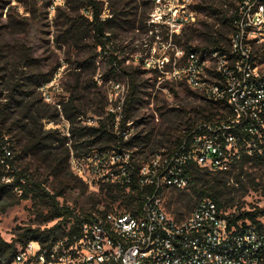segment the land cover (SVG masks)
<instances>
[{"label": "built area", "instance_id": "2783aa9c", "mask_svg": "<svg viewBox=\"0 0 264 264\" xmlns=\"http://www.w3.org/2000/svg\"><path fill=\"white\" fill-rule=\"evenodd\" d=\"M106 1V0H103ZM235 8L228 42L220 48L190 51L177 49L185 58L183 66L167 55L143 58L146 68L167 71L173 80H183L198 91L206 102L225 105V117L197 122L169 153H156L139 159L138 181L151 185L142 194L136 213L106 208L97 203L92 210L79 213L77 230L51 245L30 240L18 245L15 264H259L264 250V214L261 226L245 220L231 222L230 212L211 197L199 199L181 216L173 214L163 200L165 189H184L189 185L191 164L211 170H227L242 151L262 154L264 144V72L258 68L253 50L264 44V0H233ZM106 7V6H105ZM198 11L191 0H151L149 21L165 24L169 35L179 34L197 20ZM156 48V47H155ZM170 62V63H169ZM170 64V69L165 67ZM122 95L114 108L123 106L128 84L112 82ZM109 102L112 97L108 96ZM230 109L232 114L230 115ZM238 126L246 134L238 136L230 127ZM124 139L127 129L118 130ZM94 150L91 155H70L73 171L83 180V161L91 160L88 173L98 181H130L135 157L132 150ZM76 161V164H74ZM87 165V164H86ZM75 166V168H74ZM72 167V166H71ZM8 181L10 178H6ZM92 180V178L90 179ZM73 221L69 225H72Z\"/></svg>", "mask_w": 264, "mask_h": 264}, {"label": "rangeland", "instance_id": "374dc122", "mask_svg": "<svg viewBox=\"0 0 264 264\" xmlns=\"http://www.w3.org/2000/svg\"><path fill=\"white\" fill-rule=\"evenodd\" d=\"M191 1L198 11L197 20L184 27L177 36H170L165 24H152L149 21L151 4L141 7L135 0H124V4L117 10L119 16L115 19L116 24L107 29L110 40L102 50L93 45L89 25L85 20L81 36L69 39V42L63 39L60 28L65 17V0H0V108L9 101L12 94L19 101H11L9 104V119L4 129L11 119L25 115L27 106L44 108V102L54 105L65 101L69 90L76 86L81 91L79 103L84 113L76 117L75 126L97 124L98 116L93 110L102 109L105 115L109 107L116 106L118 97L123 93L121 88L113 90L112 82L118 80L129 83L122 72L111 68L110 56L113 55L121 67L136 71L135 82L139 97L133 110L134 118L127 123V130L130 134L152 131L153 136L156 133L144 146L145 154L135 153V156L149 158L153 154L167 151L166 147L172 149L176 135L186 125L185 120L191 118L194 121L195 110L202 105L203 100L198 91L189 88L183 80H173L167 71L144 67L143 58L151 57L152 52L157 49L153 57L167 55L171 62L176 61V64L183 66L185 58L175 54L177 49H186L187 45L210 48L219 32L221 43L226 45L232 31L230 20H225L223 16L231 9V0ZM81 13L89 16L82 9L73 14L78 16ZM108 13L107 8L102 16L106 17ZM11 15L24 16V24L13 22ZM256 63L264 72V44L256 45ZM165 69H170V64ZM50 72L51 79L35 88L36 78L41 79ZM33 86L35 91L31 90ZM14 89L21 92L16 93ZM94 90L100 91V98H93ZM108 96L112 97L111 102ZM43 125L46 129L56 128L61 135L68 136L70 123L61 114L55 122L44 120ZM166 127L172 137L168 140L158 138L157 131ZM84 139L85 137L77 136L73 139L72 144L76 146L71 148V154L91 155L90 145H85ZM161 142L165 144L164 147L159 145ZM51 145L53 151L60 150L56 147L57 142ZM94 148H97L96 145ZM131 150L135 152L142 149L134 147ZM240 159L221 173L224 177L215 187L222 207L230 213L253 210L257 206L264 207V161L250 159L240 165ZM80 162L83 163L82 175L87 177L86 181L74 173L72 161L69 168L75 177L86 184L85 188L77 180L63 182L49 175L30 154L17 160L16 169L25 168L39 180H44L47 176V188L51 192L62 188L63 195L57 199L77 212L92 210L97 203L109 208L116 207L119 211H128L121 201L129 188L125 187L117 199L105 195L104 191L100 193L97 178L101 175H96L94 171L88 173L86 166L91 168L92 165L88 157L83 161L80 159ZM111 184L117 186V183ZM163 200L173 214L181 216L187 214L199 199L188 185L180 190L165 189ZM50 214L46 203L37 198L20 199L0 212V236L11 241L21 228L50 227L58 220L47 221ZM70 222L71 219L68 218L65 225L68 226Z\"/></svg>", "mask_w": 264, "mask_h": 264}, {"label": "trees", "instance_id": "16d2710c", "mask_svg": "<svg viewBox=\"0 0 264 264\" xmlns=\"http://www.w3.org/2000/svg\"><path fill=\"white\" fill-rule=\"evenodd\" d=\"M142 6H148L151 4V0H135ZM232 1V7L229 12L224 13L223 16L225 20H231L234 15L235 4ZM124 4V0H65L63 15V23L61 24V36L66 42L74 40V38L81 36L80 33L84 30V20L87 21L89 34L93 40V45L97 48L100 47L102 50L105 49L107 43L110 40V36L107 34V29L111 25H115V19L119 16L117 10ZM106 6V7H105ZM108 8V15L106 17L102 16L105 9ZM84 10L87 14L81 13L75 16L73 13H78V10ZM12 21L24 24V16L19 17L16 15H11ZM89 17V18H88ZM89 19V20H88ZM86 28V27H85ZM177 36V34H175ZM221 33L214 38L212 47H197L187 45L184 49V53L187 54L190 51L198 50H209L213 48H223V43L220 41ZM256 55V49L253 50ZM143 61V60H142ZM111 68L113 71L119 70L128 78V92L125 96L123 106L119 112V119L116 117L118 111H108L105 113L101 110H93V112L98 116L97 124H84L82 126H75L74 121L77 116L83 115L81 110V93L77 89L69 90L67 100L59 101L54 105L44 102V108H32L31 105L27 106L25 115L21 117H14L11 122L7 124V128L4 129L7 120V110L13 101L18 99L12 94L8 102L3 103L0 108V212L4 211L7 207L17 203L20 199L27 198H37L41 202L46 203L49 208L50 216L48 220L58 219L55 224L50 227L40 228V227H27L21 228V231L17 233L16 238L11 241H7L0 236V264H15V257L18 252V245L24 246L28 241L34 240L41 244L51 245L54 241L62 238L68 234H72L77 230V224H79V219L76 214L73 213V208L63 205L59 202L57 197L63 195L62 188L54 189L51 192L47 186V176L44 180L35 179L27 170L24 168L16 169V162L23 155L30 154L35 160L39 161L43 168L48 171L49 175L56 177V179H61L63 182H71L72 180L79 181L83 188L86 184L80 179L72 174L69 168V159L71 154V148L76 145L72 144V141L76 136L78 138H83V143L85 145H90V151L94 150H118V146L124 149L131 150L134 147H141L142 150H136L132 152V156L135 157L134 166L130 171V181L124 183H117L113 186L109 181H98L99 192H103L110 195L111 198L117 199L122 195V191L125 187L129 188L127 195H123L122 203L125 204V209L132 213L138 212L142 203V194L150 193L153 189L151 185H140L138 181L139 158L135 156L137 154H145L144 146L149 143L152 139V131L148 133H132L128 138L124 139L118 130L127 129V123L131 121L133 117V110L135 103L138 100V89L135 82L136 71L128 70L120 66L116 56H110ZM79 67V66H77ZM76 71V70H75ZM138 72V70H137ZM79 74V73H78ZM52 72L39 79L36 78L35 88L40 86L42 83L47 82L51 79ZM38 77V74H37ZM79 78V75H78ZM117 81V80H116ZM32 91H35L34 86ZM30 90V91H31ZM17 91L20 93L21 90ZM28 92V91H26ZM93 98H100V91H92ZM102 98V97H101ZM78 100V102H77ZM12 101V102H11ZM93 101V100H92ZM225 105L222 103L206 102L202 101V105L195 110V119L191 121L185 120V127L182 129L179 135H176L173 148H167V151L161 152V154L171 152L181 141V139L187 134L191 133L195 129L197 122L211 121L213 119L220 120L225 116ZM61 115L64 116L66 120L70 123L68 128V136L61 135L60 131L56 128H44V120H52L55 122L56 118ZM232 110L230 109V115ZM135 121V120H133ZM230 130L238 136H245L243 130L238 126L230 127ZM158 138H163V140H168L172 137L170 130L166 127L162 130L157 131ZM70 141V143H69ZM57 142L59 151L52 150V143ZM100 143V144H99ZM98 144V145H97ZM96 145L97 148H94ZM159 145L164 147V143L161 142ZM262 154L253 152V154H246L242 151L240 156V165L245 161L253 159L258 162L264 161V144ZM73 149V148H72ZM147 156H144V159ZM235 163V162H233ZM232 163V164H233ZM231 166V165H230ZM222 172L226 170H211L207 168L200 167L196 164H191L188 168L189 174V187L192 189L193 193L197 196V199L203 197H211L214 199L219 206H222L221 201L215 191L216 185L223 179L224 176L221 175ZM6 178H10L9 181H5ZM85 189H82V191ZM180 190V189H178ZM107 204V203H106ZM109 208V207H106ZM86 211L79 212L84 213ZM264 214V207H255L253 210H243L238 213H230L231 222L237 224V221L241 220L245 225V220H248L257 226H261L257 217ZM70 218L72 225H65L66 220ZM24 264H29V260H26ZM259 264H264V250L262 251V259Z\"/></svg>", "mask_w": 264, "mask_h": 264}]
</instances>
